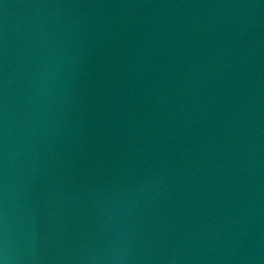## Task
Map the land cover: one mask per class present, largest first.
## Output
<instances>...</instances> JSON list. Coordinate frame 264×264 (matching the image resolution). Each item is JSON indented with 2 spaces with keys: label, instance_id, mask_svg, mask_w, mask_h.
<instances>
[{
  "label": "water",
  "instance_id": "95a60500",
  "mask_svg": "<svg viewBox=\"0 0 264 264\" xmlns=\"http://www.w3.org/2000/svg\"><path fill=\"white\" fill-rule=\"evenodd\" d=\"M141 1L106 5L104 0H0V76L14 78L20 90L29 89V81L44 88L49 97L45 112L59 116L61 127L52 133L54 145L41 147L33 134L26 135L34 131L25 122L24 132L25 127H18L21 121L11 123V128L0 121L4 264H264V0H175L177 10L172 0ZM233 32L243 39L250 35L249 47L256 43V50L246 53L247 45H238ZM198 44L217 50L216 68L221 69L224 60L223 70L231 72L220 76L224 85L220 94L207 80L206 85L162 82L165 75L170 80L179 76L178 61ZM136 68L161 92L148 98L137 92L140 103L148 104L137 116L144 127L151 116L161 120L150 140L162 147H157L159 155L153 154V161L152 154L146 160L140 154L135 161L125 155L113 157V165L107 155L123 153L117 144L103 157L115 170L111 178L118 179L114 188L120 191L114 196L122 198L127 192L126 198L135 197L156 212L142 209L139 221L116 216L111 221L105 215V222L98 224L93 214L99 213L102 203L112 202V190L101 183L102 171H91L97 194L79 186L72 199L50 198L47 190L59 176L68 175L67 167L86 162L75 131L82 124L89 132L96 131L91 118L109 105L98 92L109 99L112 94L103 88L106 82H124ZM204 72L216 75L214 64L204 63ZM172 94L178 104L175 115L164 107ZM91 95L100 100L89 104ZM184 96L189 103L183 102ZM155 98L164 105L158 106ZM235 102L241 111L237 114L235 109L224 122L217 143L200 146V137L204 141L214 132L208 125L218 123V114L229 112L227 105ZM126 131L128 136L130 130ZM19 135L23 141L16 140ZM106 139L97 135L91 142L93 152L102 153L110 143ZM26 148L34 155L41 148L37 156L53 166L52 182H47L45 165H31L28 169L34 168V173L21 168ZM59 151L68 155L65 162L57 156ZM180 152L183 163L176 162L168 175L159 177L155 169L163 157ZM119 183L127 185L121 188ZM49 198L53 203L48 210L49 202L44 201ZM75 215L80 221L73 220ZM122 226L130 232L122 233Z\"/></svg>",
  "mask_w": 264,
  "mask_h": 264
},
{
  "label": "clouds",
  "instance_id": "9594fccd",
  "mask_svg": "<svg viewBox=\"0 0 264 264\" xmlns=\"http://www.w3.org/2000/svg\"><path fill=\"white\" fill-rule=\"evenodd\" d=\"M0 264H4V261L3 260H0Z\"/></svg>",
  "mask_w": 264,
  "mask_h": 264
}]
</instances>
